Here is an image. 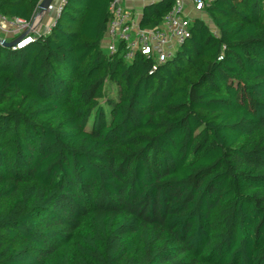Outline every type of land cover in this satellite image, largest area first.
I'll return each instance as SVG.
<instances>
[{"label":"trees","instance_id":"16d2710c","mask_svg":"<svg viewBox=\"0 0 264 264\" xmlns=\"http://www.w3.org/2000/svg\"><path fill=\"white\" fill-rule=\"evenodd\" d=\"M112 1L0 40V264H264V0H216L153 72L103 50Z\"/></svg>","mask_w":264,"mask_h":264},{"label":"built area","instance_id":"2783aa9c","mask_svg":"<svg viewBox=\"0 0 264 264\" xmlns=\"http://www.w3.org/2000/svg\"><path fill=\"white\" fill-rule=\"evenodd\" d=\"M215 1L175 0L172 9L164 17L160 26L156 29H143L140 26L141 20L124 8V0H113L109 6L110 17L102 47L110 55L120 51L127 62L143 56L153 62L152 72L156 71L158 66L173 60L178 50L191 38L194 20L202 19L206 8ZM65 5L66 0H60L56 6H51L50 9L54 8L56 15L52 26L60 17ZM38 17L30 23L19 18L8 21L0 15V30L7 31L8 27H11L13 38H22L11 48L12 50L26 49L35 42L36 37L50 32L51 28L47 33L38 32L36 25Z\"/></svg>","mask_w":264,"mask_h":264},{"label":"crops","instance_id":"0c3cea01","mask_svg":"<svg viewBox=\"0 0 264 264\" xmlns=\"http://www.w3.org/2000/svg\"><path fill=\"white\" fill-rule=\"evenodd\" d=\"M59 1L60 0L54 3L53 7L56 6V4L59 3ZM159 1L161 0H124L123 6L126 10H129L134 17L141 20L143 16V9L147 5H151ZM53 9H50L48 12H45V13L38 12V14L36 15V18L37 16H39L38 19L36 20L38 32L47 33L49 28L52 27L55 21V18H56L55 11ZM1 35H2V38H1ZM9 37L10 36L8 35L7 31L0 30V40L2 42H5V41L10 42Z\"/></svg>","mask_w":264,"mask_h":264},{"label":"water","instance_id":"95a60500","mask_svg":"<svg viewBox=\"0 0 264 264\" xmlns=\"http://www.w3.org/2000/svg\"><path fill=\"white\" fill-rule=\"evenodd\" d=\"M56 0H43L39 5V12L45 13L48 12L51 6L55 3ZM22 38H18L10 43L3 42L5 48H12L15 46Z\"/></svg>","mask_w":264,"mask_h":264},{"label":"rangeland","instance_id":"374dc122","mask_svg":"<svg viewBox=\"0 0 264 264\" xmlns=\"http://www.w3.org/2000/svg\"><path fill=\"white\" fill-rule=\"evenodd\" d=\"M58 0H56L55 1V3L57 2ZM208 24H210V21H206ZM212 26V25H211ZM13 29L11 28V27H8V30H7V33H8V35L10 36L9 37V40H10V42H12L13 40L11 39V38H13L14 37V34L12 33L13 31H12ZM1 38H2V35H1ZM4 39V38H3ZM105 52H107L105 49H103Z\"/></svg>","mask_w":264,"mask_h":264}]
</instances>
